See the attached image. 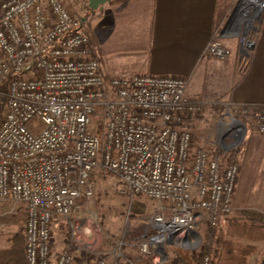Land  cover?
Instances as JSON below:
<instances>
[{
	"label": "built area",
	"instance_id": "built-area-1",
	"mask_svg": "<svg viewBox=\"0 0 264 264\" xmlns=\"http://www.w3.org/2000/svg\"><path fill=\"white\" fill-rule=\"evenodd\" d=\"M239 5L245 29L264 11V0ZM205 52L224 58L228 49L215 39ZM186 85L174 75L106 80L62 0H0V205L8 204L0 216L23 208L27 264H115L70 249L52 257L53 221L67 219L77 242L89 232L70 216L93 196L90 171L155 201L139 251L154 249L156 262L165 243L196 240L202 218L217 226L231 213L239 166L193 147L187 121L202 101L188 98ZM235 106L264 134V104Z\"/></svg>",
	"mask_w": 264,
	"mask_h": 264
},
{
	"label": "crops",
	"instance_id": "crops-1",
	"mask_svg": "<svg viewBox=\"0 0 264 264\" xmlns=\"http://www.w3.org/2000/svg\"><path fill=\"white\" fill-rule=\"evenodd\" d=\"M239 1L122 0L107 1L95 9L88 6V0L64 4L84 12L79 15L83 21L82 30L91 35L89 47L94 48L91 54L97 59L104 79L136 74L174 75L186 79L185 93L190 99L207 97L214 103L264 104V11L254 22L257 23L255 38L242 63L238 55L239 34L247 23L240 18ZM215 39L228 49L227 57L205 52L206 46ZM244 134L231 217L264 223V188L257 203L239 202L244 201L240 197V182L253 145L259 142L256 146L263 150L255 149V153L259 156L264 153V134L254 129H246ZM202 213L205 216V212ZM62 224L66 226L64 221L57 219L50 225L49 241L55 256L71 249L70 236L64 235L60 241L55 236ZM248 243L258 247L249 258L252 264L263 251L264 241ZM153 259L155 261V257Z\"/></svg>",
	"mask_w": 264,
	"mask_h": 264
},
{
	"label": "rangeland",
	"instance_id": "rangeland-1",
	"mask_svg": "<svg viewBox=\"0 0 264 264\" xmlns=\"http://www.w3.org/2000/svg\"><path fill=\"white\" fill-rule=\"evenodd\" d=\"M65 2L74 4L79 2V0H64ZM70 10L78 15L84 14V12H78L73 7H70ZM256 30L257 23H254L252 27L243 28L240 31L241 46L239 47L238 55L243 59L242 63L247 58L246 54L250 52ZM228 55L229 51L225 57ZM206 99L207 97L199 99L202 101L200 110L192 114L187 121V128L193 137V147L203 148L212 154H214L213 150L216 147L227 150L237 148L238 160L239 153L243 150L245 143L246 136L244 133L246 129L244 126L247 122L246 119L240 116L234 104L223 103L220 100V102L214 103L208 99V102H206ZM237 120L241 121L244 126L240 127ZM239 128L240 132H237ZM242 130H245L244 133H242ZM257 144L259 142L253 145V149L250 152V160L243 167L240 197L244 201H239L242 204L246 202L257 203L256 200H259L260 194L263 193L264 153L261 156L257 155V152L255 153V149L258 151L262 149L256 146ZM222 158L226 162L223 155ZM89 178L93 185V196L90 199H83L84 201L81 204L77 203L78 208L70 216L71 222L77 220L79 223L87 224L89 232L80 233L81 238L77 242L72 237L74 230L71 229L69 221L63 217L58 218V220L64 221L66 226L62 224L63 226L60 231H57L58 233L55 236L58 237V241L64 235L70 236V250L74 255L77 256L81 251L86 257L103 256L115 264L118 262H126L128 264H194L190 260L189 250L197 249L200 245L207 223L206 218H202L196 228L200 238L199 241L193 238L189 244L179 243L182 246L165 243L164 251L163 253H158V261L156 262L153 259L155 257L154 252L150 255H143L139 251V244L144 235L152 230L149 220L155 208L153 200L140 194H131L114 174H97L95 171H90ZM144 206L146 207L144 208ZM7 207L8 204H5L3 208L0 205V211ZM139 207H143V210ZM231 216L232 212L223 218ZM221 221L222 219L218 225ZM14 231L15 229L11 226L0 224V239L7 240ZM195 238L198 237L196 236ZM175 246L177 248L173 249ZM51 253L52 257H55L54 252L52 251ZM175 255L183 256L184 260L174 263Z\"/></svg>",
	"mask_w": 264,
	"mask_h": 264
},
{
	"label": "trees",
	"instance_id": "trees-1",
	"mask_svg": "<svg viewBox=\"0 0 264 264\" xmlns=\"http://www.w3.org/2000/svg\"><path fill=\"white\" fill-rule=\"evenodd\" d=\"M118 1L122 0H110L111 3ZM80 23L83 24L81 19ZM88 37L91 40V35L88 34ZM90 49L93 51V46ZM245 126L247 130H255L253 121L247 120ZM213 151L214 154L223 155L228 164H237L238 162L237 148L224 150L216 147ZM83 201V198H81L77 200V203L81 204ZM0 224L8 225L15 229L7 240L0 239V264H27L23 251V208L19 207L13 213L1 215ZM244 240L248 242L264 241V223L246 221L235 217L227 218L217 226H211L206 223L200 245L197 249L189 250L190 260L194 264H200L201 260L208 256L211 264H249V258L258 250V247L254 244L243 242ZM182 260H184L183 256L175 255L173 262L176 263ZM117 264L128 263L118 262ZM252 264H264V249L257 261Z\"/></svg>",
	"mask_w": 264,
	"mask_h": 264
},
{
	"label": "water",
	"instance_id": "water-1",
	"mask_svg": "<svg viewBox=\"0 0 264 264\" xmlns=\"http://www.w3.org/2000/svg\"><path fill=\"white\" fill-rule=\"evenodd\" d=\"M107 1H110V0H88V6L90 7V8H92V9H95V8H97L98 7V5H100V4H102V3H104V2H107ZM238 121V120H237ZM239 122V126L240 127H243V123L241 122V121H238ZM246 129V128H245ZM243 131V130H242ZM245 131V130H244ZM244 131L242 132V133H244ZM224 150H227V149H225L224 148ZM194 234L198 237L197 238V240L199 241V235H198V233L196 232V231H194ZM180 246H182V245H180ZM161 250L162 251H164L163 250V247H161Z\"/></svg>",
	"mask_w": 264,
	"mask_h": 264
}]
</instances>
